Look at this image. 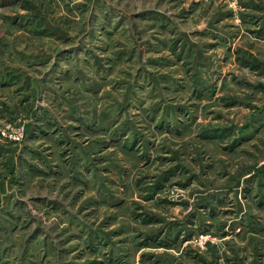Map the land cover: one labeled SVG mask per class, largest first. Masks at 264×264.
<instances>
[{"label":"rangeland","instance_id":"374dc122","mask_svg":"<svg viewBox=\"0 0 264 264\" xmlns=\"http://www.w3.org/2000/svg\"><path fill=\"white\" fill-rule=\"evenodd\" d=\"M36 8L67 17L63 0H0V99L20 103L29 80L51 78L50 102L112 118L77 126L47 106L59 124L29 134L22 103L0 117L21 163L0 264H264V0H86L91 50L55 66L30 64L50 56L26 49L17 24ZM11 129L24 137L2 136Z\"/></svg>","mask_w":264,"mask_h":264},{"label":"crops","instance_id":"0c3cea01","mask_svg":"<svg viewBox=\"0 0 264 264\" xmlns=\"http://www.w3.org/2000/svg\"><path fill=\"white\" fill-rule=\"evenodd\" d=\"M52 1L58 3L59 0H52ZM14 2H15V0H14ZM63 2L67 8V10H66V16L67 17H63L64 15L60 14V16H54V19L52 22L51 18L49 17L50 16L49 13H47L48 10L46 8H44V10H42V8H41V10H39L40 8L39 9L36 8V10H39L41 12L45 11L46 16L42 15L41 12H38L35 10L34 17L27 18L26 16L21 15L22 17H20V19L22 20V22L20 20H18V22L16 21L17 24L22 25L20 27L24 30L23 32L26 35L27 39H30V40L33 39L31 41H34L32 44H31V42H29V44H31V45L28 44L29 46H26V49L27 48H34L36 45H39L40 47L38 48L39 50L37 51V54L38 53L40 55L44 54L46 56L50 55L49 57H46L43 60H41L39 58H35V60L30 62V64L33 62H36L34 64L42 65L43 63L49 62L52 66H55V64L51 60L55 59V57L59 54H62V56H63L62 59L64 58L65 60H68L69 55H70V57L78 56V57L82 58L83 56H85L87 51L91 50L89 48L88 44L91 43L92 37H95L96 31L93 29L91 33L84 32V27L86 29L87 23L90 22V20H87L85 15H84L87 13L85 11L86 8H84L86 6V0H63ZM82 2H84V3L81 4ZM82 9H84V10H82ZM77 10H80L81 14H83V16L81 18L82 20L79 19L80 15H79V18L76 19L77 21L75 20V17H73V14L71 13V11L77 13ZM45 17L47 18V22L49 23V25L45 26L44 29L42 27L43 30L42 29H35L34 27H32L35 22L42 23V24L44 23V25H46V22L44 20ZM15 19H18V18L16 17ZM94 22L98 23L96 18H94ZM62 23L64 25L67 24L70 27L77 24V25L82 26V28L80 30L75 31V29L73 27V29L71 31V30L65 29L61 25ZM38 26H42V25L39 24ZM89 30L90 29L88 28V31ZM27 39L25 41H27ZM2 47L6 51V47L5 46H2ZM0 54H5L2 51L1 47H0ZM24 54H25V52H24ZM82 59L84 60L85 57H83ZM61 64H62L61 62L56 64V67H58ZM82 65L83 64H80V67ZM40 67H42V66H40ZM63 68H64V66H63ZM60 69H62V68H60ZM20 75H22V74H20ZM20 77L22 79V76H20ZM38 80L33 79V80H29L27 82L26 87H29V85H30V88L32 90H30V92L26 93L25 96H22V98H21L22 101L20 102L25 107H27V113H29V114H27L28 117L25 116L26 119L28 120V123H29L28 125H30V126H28L29 134L31 131L34 134L36 132L35 131L36 130L35 121L37 123H38V121H40L43 124L46 123L47 125H49L50 123L59 124V122L57 121V118H54L55 116L53 114L50 113V115H49V112L47 111V106H52L54 109H56L59 112H64L67 109L68 110L67 113L72 114L71 118L73 119V121H71L70 123H74L75 125H76V123H78L77 126L80 125L81 121H87V120H92V122L98 121L100 124V123H102L103 117L106 118L107 115H109V118H112V112H110L108 110L103 111L102 109L98 110L95 107H92V108L89 107L88 110L85 111L83 103L80 102L78 99L66 101L65 96H63L61 99H54V101L52 100L50 102L49 98H48L49 96L44 95L41 92H42L43 88L48 87L45 84L46 81H51L52 79L49 78V80H44V79H41L40 81H38ZM65 81H66V79H65ZM82 81L84 83L85 80H82ZM0 82H2L0 85V90L1 89L6 90L8 88V84H10V83H8L9 81H5V80H2ZM24 85H25V83H24ZM24 85L22 86L23 90L26 89V88H24ZM23 90H21L20 92H22ZM24 91L26 92L27 90H24ZM92 91L98 92L99 88H96V86H94ZM45 96H47L46 99H45ZM18 98H19V95H16V97L11 98L8 101L0 99V117L3 120L4 119L7 120L8 115H11V117L22 115L21 111H23V110H19L22 108L19 105L20 103L18 101L19 100ZM17 102H18V104H17ZM47 102H49V104H47ZM108 107L111 108L110 104ZM106 108H107V106H106ZM109 118H107V119H109ZM77 126H75V127H77ZM64 135L69 136L65 130H64ZM45 136L47 137L48 135H45ZM7 144H9V143H5V141L0 142V151L2 150L4 153V160H3L4 163L2 165L3 166V172H0V187H1V190H0V213H1L2 209L5 210V208H6L3 206V203H5L7 201L9 190H7L6 187L11 182L12 173L16 172L17 169L21 166V163L18 161V159H13V156L16 154L15 152L17 151V149L15 147L9 148V146ZM53 145L56 146V144H53ZM12 146H16V145H12ZM58 147L56 146L57 150H59ZM59 157H60V155H59ZM6 163H8V165ZM31 166L35 167V165H33L32 163H31ZM61 166H62V164H61Z\"/></svg>","mask_w":264,"mask_h":264},{"label":"built area","instance_id":"2783aa9c","mask_svg":"<svg viewBox=\"0 0 264 264\" xmlns=\"http://www.w3.org/2000/svg\"><path fill=\"white\" fill-rule=\"evenodd\" d=\"M2 136L8 139L13 138V140H21L24 137L23 130L20 131L17 129L16 130L11 129L9 132L3 131Z\"/></svg>","mask_w":264,"mask_h":264}]
</instances>
